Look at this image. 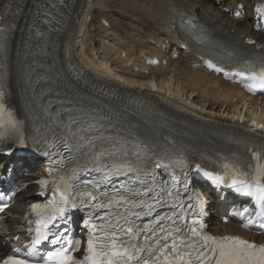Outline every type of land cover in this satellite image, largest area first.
I'll return each mask as SVG.
<instances>
[{
    "label": "bare ground",
    "instance_id": "bare-ground-1",
    "mask_svg": "<svg viewBox=\"0 0 264 264\" xmlns=\"http://www.w3.org/2000/svg\"><path fill=\"white\" fill-rule=\"evenodd\" d=\"M237 1L245 3L246 7L249 5V0H225L224 5L233 8ZM3 2L0 0V5ZM66 4L70 14L65 30L52 46L51 67H57L62 80L82 89L90 97H97L105 90L108 93L118 92L126 99H131L133 103L130 105L124 102L119 104L125 113L126 122L133 116L136 124L144 125L145 116H149V108L152 106L163 134L175 148H187L191 160L196 156H192L189 150L208 153L206 142L218 148L229 138V130L246 133L250 118L264 124V99L249 97L236 84L200 66L192 67V63L199 59L192 51L179 49L180 44L192 41L181 32H176L177 23L180 20L183 23L184 18L201 20L203 25L215 30L221 39L243 43L245 37H250L257 44H262L260 51H263L264 34L253 31L247 18L234 19L220 11L211 0H71V3ZM91 7L101 9L100 19H106L105 16L110 12L119 17L118 26L112 30V35L119 36V32L122 41L110 43L111 56L108 60L119 68L120 73L112 72L116 69L111 71L107 63L97 61L95 51L92 50L89 34ZM125 18L128 20L126 24L123 22ZM106 29H109L108 26L101 30ZM162 46L165 47L163 50ZM170 49L171 52H168ZM174 50L178 51L177 58L171 57ZM121 52L125 56H121ZM147 54L164 59L166 63L144 65V56ZM70 59L80 66H70ZM137 66L138 70L131 69ZM144 69L148 72L145 73ZM83 72L93 82L90 90L75 82V76ZM125 78L134 83L144 81L146 85H129L124 82ZM187 87H191L189 94L192 93L188 98L184 94ZM217 106L222 111H215ZM250 126L254 128L255 124L251 123ZM250 135L264 142L261 134ZM42 169L40 167L38 172H42ZM35 178L27 176L23 180L28 181L29 187H32L31 180ZM33 191L30 189L20 193L17 202L9 207L8 213H17L18 216L7 218V227L1 230L0 240L6 233L13 235V232L20 231L21 215L27 204L25 200L33 197ZM233 227L235 223L230 222L226 225L216 224L213 229L226 232ZM4 249L7 248L0 244V251Z\"/></svg>",
    "mask_w": 264,
    "mask_h": 264
},
{
    "label": "snow or ice",
    "instance_id": "snow-or-ice-1",
    "mask_svg": "<svg viewBox=\"0 0 264 264\" xmlns=\"http://www.w3.org/2000/svg\"><path fill=\"white\" fill-rule=\"evenodd\" d=\"M257 11H261L257 9ZM264 64V62H262ZM209 67H214L209 64ZM221 69H217L220 71ZM243 75V73H241ZM252 83L248 84L249 90H254L257 87H264V66L260 68V71L252 72ZM3 94L0 93V96ZM75 122V121H74ZM81 140L84 138L81 137ZM23 143V141H21ZM91 143V142H90ZM82 146V145H81ZM104 152H107L105 149ZM104 154L103 152L101 153ZM112 155L114 153H108ZM254 155H258L254 153ZM227 167V166H226ZM119 174V170H117ZM216 179L222 180L217 177ZM39 183L47 185V180H42ZM235 183V180H233ZM98 187V186H97ZM150 191V190H149ZM92 200H98L99 197L89 193ZM133 195H136L133 193ZM171 195V193H169ZM3 196V193H0ZM61 202L63 206H58L48 216H43L38 210V205H32V211L37 212V215L41 218L36 221L38 227L36 228V236L31 241V246L23 251L21 248H14L13 254L7 255L0 261V264H33V260L36 256H40V252L36 246L41 244V241L49 240L53 244H59L55 251H50L44 254L42 257L43 264H264V246H260L258 249L256 245L250 243L247 240L237 237H224L222 240H215L211 237H203L205 241L211 240L216 247H212L207 251H204V245H197L195 242H186L184 238L180 239L179 244L174 238V234H180L182 232L181 227L177 225L176 220L172 216L167 214L161 215L156 213L154 220L141 225H136L135 221L130 217H135L137 220L141 218L142 213L133 211L132 209L137 207L132 200L122 196L120 200H109L107 204L96 203L93 207L96 209H107L114 204H121V206L132 205L131 208L125 207L124 212L117 211V221L115 224L109 223V227L112 229L111 240L109 243H102L100 250L94 243L93 237L90 235L88 240L87 252L88 255L83 260H77L70 254V248L76 250L79 248V241H73L71 239H63L59 232H53V228H57L58 218H63L65 212L72 207H75V203H70L67 196H61ZM140 205H144L141 201ZM164 207H168L166 204H162ZM0 207V212L4 210ZM147 211L143 212L144 216H151L153 212V205H146ZM175 214L174 207L172 209ZM202 211V208H201ZM123 219L124 225L119 223V220ZM183 219V217H179ZM165 221L171 223L166 228L164 226ZM51 226V227H50ZM193 236L199 235L195 228L188 229ZM63 231H67L65 228ZM123 237H136L141 233H147L145 240H151L150 244L144 246H138L137 244L125 241ZM171 238V243H169ZM190 241V238H188ZM119 240V243H118ZM147 252L148 255L144 256L142 253Z\"/></svg>",
    "mask_w": 264,
    "mask_h": 264
},
{
    "label": "rangeland",
    "instance_id": "rangeland-1",
    "mask_svg": "<svg viewBox=\"0 0 264 264\" xmlns=\"http://www.w3.org/2000/svg\"><path fill=\"white\" fill-rule=\"evenodd\" d=\"M91 11H92V15H91V27H90L91 28L90 29L91 32L89 34H91V44H92L91 47H92V50L95 51V56H97V61H100L101 63H107V65L111 69V71L113 69L114 70L116 69V71H112V72H114V73H120L119 68L117 66H115V65H112V62L110 61V59L108 60V57L111 56L110 55L111 54L110 53L111 44H113V42L116 43L117 40L118 41H122V39H121L122 38L121 37L122 34H120L119 32H118L119 36L118 35H112V32H113L112 30L115 29V26H118L117 20H119V17L114 12H110V13H108V16H105L107 21H106L105 24H103L100 21V18L102 16L100 14L101 9L100 8H93V7H91ZM127 21H128L127 18H125L123 20V22L125 24L127 23ZM86 22H88V21H86ZM100 24L102 26L105 25L104 26L105 28H107V26H108L109 29L101 30L104 27L99 26ZM109 40H111V41H109ZM109 44H110V46H109ZM106 61H108V62H106ZM111 67H113V68H111ZM117 69H118V71H117ZM124 82H126L129 85L131 84V85L138 86V87H141V86L146 85V84H144V81H137L136 83H134L132 80L130 81L128 78H125ZM190 90H191V87L185 88L184 94H185V96L187 98H188L189 95L192 94V93L189 94ZM196 100H197V98H196ZM199 103H202V102H199ZM214 109H215V111L216 110L222 111L221 107L219 108V106H217Z\"/></svg>",
    "mask_w": 264,
    "mask_h": 264
}]
</instances>
